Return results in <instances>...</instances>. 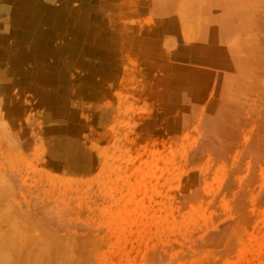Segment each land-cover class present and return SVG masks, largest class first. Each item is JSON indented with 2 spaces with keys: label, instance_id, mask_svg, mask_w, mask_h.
I'll use <instances>...</instances> for the list:
<instances>
[{
  "label": "rangeland",
  "instance_id": "1",
  "mask_svg": "<svg viewBox=\"0 0 264 264\" xmlns=\"http://www.w3.org/2000/svg\"><path fill=\"white\" fill-rule=\"evenodd\" d=\"M50 1L53 25L43 10L30 34L0 3L12 9L0 10V238L22 232L12 264H264V0L185 4L163 46L139 4L121 17L133 26L118 23L136 30H121L120 49L72 33L77 0ZM32 34L49 43L34 50ZM101 47L106 78L92 71Z\"/></svg>",
  "mask_w": 264,
  "mask_h": 264
},
{
  "label": "bare ground",
  "instance_id": "2",
  "mask_svg": "<svg viewBox=\"0 0 264 264\" xmlns=\"http://www.w3.org/2000/svg\"><path fill=\"white\" fill-rule=\"evenodd\" d=\"M4 1V5H8L10 8H14V9H17L16 12L18 14V16H22L20 18V20L18 22H20L19 25H22V27L25 29L24 32H27L26 34L29 33V31H33L32 29L34 27H36L38 25V20L40 19V14L42 13H45L46 12V16L45 18L43 19V22L46 23V29L50 28L53 24H52V18L51 17H47V15L50 14V9L51 7L47 4V2H52L50 0H26L23 4L20 5V3H18L16 0H0V3ZM68 1V0H66ZM188 0H77V2H72L74 3V7L72 8L71 10V7H68V13H67V19H71V20H74V25H73V31L72 33L75 35V36H84L85 35H88L90 36V40H92L94 38V35L97 33L98 37L101 36L102 40L101 42L99 41V43H101L102 46H108V45H112L115 47L116 45V48L120 49L122 47L118 46L117 45V41L122 39L123 35H121L122 31L123 32H126L128 31V34L129 33H134L135 31H133L134 29H132V27L129 28V26H133L134 24L132 23V21L129 22V20L126 18H121L123 17L124 13L127 12V13H131L133 12L136 7L141 4L142 6L139 7L140 9H145L149 12H153L155 14H157L159 17V24L162 26V28H164V33L160 34V31L154 33V37H152V43L154 41H158L157 43H155V45H159L162 43V46H163V42L160 43V41L163 39L164 35H165V31L166 32H169L171 29H174V24L172 23V19L175 18V17H181L183 16V13L186 12L187 10H190L191 11V7H189V3L191 5L192 4V1L194 0H191L189 2H187ZM197 1V0H195ZM194 1V3H196ZM206 1V0H205ZM238 1V0H237ZM187 2V3H186ZM199 2V1H197ZM202 3V2H201ZM232 3V2H231ZM53 4V3H52ZM185 4H188L187 6ZM197 4V3H196ZM205 4V3H204ZM261 4V3H260ZM20 5V6H19ZM190 5V6H191ZM200 5V4H199ZM210 5V4H209ZM246 5V4H245ZM186 6V7H185ZM196 5L194 4V6L192 7H195ZM259 6V5H258ZM137 7V8H138ZM189 7V8H188ZM10 8H4L2 9V7H0V10H2L1 12L5 11V10H12ZM61 8V7H60ZM58 8V9H55V11L58 13H61V9ZM196 8V7H195ZM224 8V7H223ZM229 8V7H227ZM238 8V7H236ZM240 8V7H239ZM54 9V8H53ZM197 9V8H196ZM201 9V8H200ZM43 10H45V12H42ZM53 11V10H52ZM136 11V10H135ZM196 11V10H195ZM200 11V10H199ZM222 11V10H221ZM146 12V11H145ZM53 13V12H52ZM137 13V12H136ZM141 13V12H140ZM193 12L191 11V14ZM208 13V12H207ZM233 13V12H232ZM152 15V13H150ZM190 14V16H191ZM236 13H234L235 15ZM143 15V14H142ZM146 15V14H145ZM204 15V13H203ZM201 15V16H203ZM217 15V14H216ZM62 15L58 16V20L60 19H64V17H61ZM153 16V15H152ZM187 15L184 16V18H186ZM208 16V15H207ZM218 16V15H217ZM237 16V15H236ZM24 17V18H23ZM61 17V18H59ZM192 17V16H191ZM205 17V16H204ZM221 17V16H220ZM229 17V16H226V18ZM235 17V16H234ZM136 18V17H135ZM134 18V19H135ZM150 18V17H149ZM183 17H181L182 19ZM189 18V17H188ZM225 18V19H226ZM123 19V20H127V25L126 27L129 28L126 30V27L123 25H119L118 27V23L120 22V20ZM195 17L192 19L194 20ZM211 19V18H210ZM217 19V18H216ZM236 19V18H235ZM234 19V21H235ZM145 20V19H144ZM180 20V19H179ZM183 20V19H182ZM180 20V21H182ZM186 20V19H184ZM189 20V19H187ZM186 20V21H187ZM196 20V19H195ZM200 20H201V17H200ZM208 20V19H207ZM206 21V20H204ZM211 21V20H210ZM59 22V21H58ZM125 22V21H123ZM123 22H121L123 24ZM135 22V20H134ZM183 22V21H182ZM189 22V21H188ZM187 22V23H188ZM192 22V21H191ZM200 22V21H199ZM203 22V19L202 21ZM207 22V21H206ZM97 24V27H93L91 24ZM126 23V22H125ZM129 23H132L131 25ZM184 23V22H183ZM183 23L182 26H183ZM62 24V23H61ZM64 24V23H63ZM155 25V24H154ZM153 25V26H154ZM189 25V24H188ZM206 25V24H205ZM55 26V25H54ZM67 26V25H66ZM70 26V25H69ZM152 26V27H153ZM156 27V26H155ZM154 27V28H155ZM200 27V26H199ZM37 28V27H36ZM120 28V29H119ZM184 27H182L183 29ZM198 28V27H197ZM132 29V30H131ZM199 29V28H198ZM197 29V30H198ZM120 30V31H119ZM122 30V31H121ZM149 29H146V33L148 34L149 33ZM49 31V30H48ZM46 32V31H45ZM44 32V34H46ZM197 32V31H196ZM199 32V30H198ZM31 33V32H30ZM29 33V34H30ZM33 33V32H32ZM36 33V32H35ZM48 33V32H47ZM84 33V34H83ZM111 34V37H107L106 35L108 34ZM139 33V32H138ZM24 34V37L25 36H28ZM39 34V33H38ZM49 34V33H48ZM51 34V33H50ZM49 34V35H50ZM130 34V35H131ZM137 34V33H135ZM145 34V33H144ZM182 34H183V30H182ZM36 35V34H35ZM197 35V34H196ZM41 36V35H39ZM135 36V35H134ZM198 36V35H197ZM38 37V36H37ZM35 37L33 34H32V43L30 45V47H32L34 50L37 49L39 47L38 45V42H41L42 45L44 44H48L49 42L45 41L48 36L46 35V37H42L41 38H37ZM144 36H142L141 38L140 37H131L129 36V41H130V44L133 45L135 44V46H144L145 45V40L143 38ZM195 37V36H194ZM50 38V36H49ZM169 38V37H168ZM172 37H170L171 39ZM199 38V37H198ZM185 39V38H184ZM201 39V38H200ZM48 40V39H47ZM127 40V39H126ZM126 40H124L126 42ZM150 40V38H149ZM169 40V39H168ZM173 38L169 41L170 43H175V41H172ZM148 41V39L146 40ZM199 41V40H198ZM150 42V41H149ZM165 42V41H164ZM168 42V43H169ZM208 42V41H207ZM51 43V42H50ZM129 43V42H128ZM168 43H165V44H168ZM187 43V42H185ZM82 44V43H81ZM80 44V45H81ZM98 44V43H97ZM123 42H121V46H123ZM127 44V43H125ZM124 44V46H125ZM152 45V44H151ZM154 45V43H153ZM175 45V44H174ZM69 46V45H68ZM96 46V45H95ZM146 46V45H145ZM144 46V47H145ZM161 46V48H162ZM172 46V45H171ZM133 47V46H132ZM151 47V46H150ZM167 47H170V45L168 44ZM103 47L99 48V49H96V50H92V53H95L96 56H99V57H102L103 55V58L105 60H97V62H95L92 68V71L93 73H99L100 76L102 77H107L109 75L112 76V68H111V63L108 59V57L110 56L109 54L107 55V57L105 56V51L104 48L102 49ZM137 48V47H136ZM135 48V49H136ZM143 48V47H142ZM155 47H153L154 49ZM166 48V47H165ZM109 49V48H108ZM114 49V48H113ZM116 49V50H118ZM148 49V48H146ZM151 49V48H150ZM149 49V50H150ZM156 49V48H155ZM69 50V49H68ZM70 54H71V60H72V63H74L75 61H79L81 60L83 62V64H86L84 61V56L86 54V48L85 47H82V46H72L70 47ZM130 50V49H129ZM156 50H159V49H156ZM162 50V49H160ZM41 51V50H40ZM166 51V50H165ZM164 51V52H165ZM36 54H34V59H37L39 60V52L37 51H34ZM33 52V53H34ZM167 52V51H166ZM124 54V53H123ZM31 55V54H30ZM23 56V55H22ZM98 57V58H99ZM27 58V57H26ZM33 58V56H32ZM31 57H28L27 59H32ZM17 59V58H16ZM20 60V59H19ZM35 61V60H33ZM38 62V61H37ZM79 64V63H78ZM14 70H18V69H13ZM40 67L37 66L36 68L33 69V76H35L36 74L35 73H38L40 74ZM21 72V71H20ZM19 73V72H17ZM25 76V75H24ZM23 76V77H24ZM39 78V76L37 75V79ZM41 79L42 80H46L43 75H41ZM13 81V80H12ZM10 82V81H9ZM177 82V81H176ZM14 83V82H13ZM23 96V95H22ZM7 108V107H6ZM4 113H3V110L1 108V105H0V124H2L4 122ZM6 120H8V116L6 114ZM7 123V122H6ZM6 123H3L5 126ZM1 127V126H0ZM4 129V128H3ZM6 130H4V133H5ZM3 134V133H2ZM4 136V134H3ZM8 138V137H7ZM11 139V138H10ZM9 139V141H11ZM3 140V139H2ZM4 141V140H3ZM8 141V143H9ZM1 143V142H0ZM7 143V144H8ZM11 143V142H10ZM12 144L13 143V140H12ZM6 145V144H5ZM8 146L11 147L10 144H8ZM7 147V145H6ZM16 150V149H15ZM18 151V150H17ZM3 178V176H1ZM0 177V178H1ZM6 179V178H5ZM7 180V179H6ZM4 182V181H3ZM1 186V185H0ZM6 186V185H5ZM4 187V186H2ZM1 189V187H0ZM5 190H6V187H5ZM0 191H4L3 188L0 190ZM4 193V192H3ZM2 195V194H1ZM5 196V195H4ZM1 197V196H0ZM4 199V198H2ZM1 200V199H0ZM3 201V204L6 203V201L4 200H1V202ZM5 206V205H4ZM3 208V206H2ZM2 210V209H0ZM20 211V209H19ZM1 214H2V211H0ZM6 212V211H5ZM6 214V213H5ZM11 217V216H10ZM3 218V217H2ZM12 219V218H11ZM1 220V219H0ZM8 220V219H7ZM10 220V218H9ZM16 220V219H15ZM10 224V223H9ZM12 227V226H11ZM11 227H10V234L7 233V235L1 239L0 238V264H12V255L10 253V248L11 246L13 245V241H14V238H16L15 236V233L16 235L19 236V234L21 233H18L17 234V227L16 229L14 230L15 233H13V228L12 227V230H11ZM12 231V232H11ZM35 233V232H34ZM6 234V233H5ZM4 235V234H3ZM1 236V235H0ZM17 236V237H18ZM20 237V236H19ZM18 237V239H20ZM20 244V243H19ZM16 249V248H15ZM20 252V251H19ZM20 257V256H19ZM27 257V256H26ZM42 257V256H41ZM14 258V257H13ZM24 261V260H23ZM43 261V260H42ZM59 261V260H58ZM22 262V261H21ZM26 262V261H24ZM40 263V262H39ZM25 264V263H24ZM58 264V263H57Z\"/></svg>",
  "mask_w": 264,
  "mask_h": 264
}]
</instances>
